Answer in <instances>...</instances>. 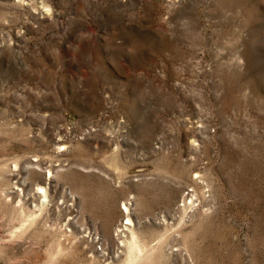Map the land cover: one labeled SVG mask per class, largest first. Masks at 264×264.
I'll list each match as a JSON object with an SVG mask.
<instances>
[{"label":"rangeland","instance_id":"obj_1","mask_svg":"<svg viewBox=\"0 0 264 264\" xmlns=\"http://www.w3.org/2000/svg\"><path fill=\"white\" fill-rule=\"evenodd\" d=\"M0 264H264V0H0Z\"/></svg>","mask_w":264,"mask_h":264}]
</instances>
